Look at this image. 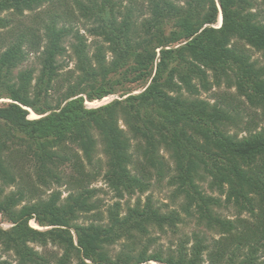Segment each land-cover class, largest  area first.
<instances>
[{"label": "trees", "instance_id": "1", "mask_svg": "<svg viewBox=\"0 0 264 264\" xmlns=\"http://www.w3.org/2000/svg\"><path fill=\"white\" fill-rule=\"evenodd\" d=\"M124 1L0 0V215L10 224L0 226V264H12L8 255L16 264H264V130L245 122L244 136L231 133L238 117L197 98L192 84L196 77L208 89L202 68L224 77L264 121V66L248 54L251 48L264 57V0ZM45 4L37 28L20 29L6 16ZM74 20L107 47L94 44L89 54ZM66 51L75 64L61 72ZM30 54L36 76L21 68ZM113 95L100 107L85 106ZM102 161L104 182L118 198L167 178L179 211H163L148 196L125 209L116 202L103 217L97 190L86 183ZM59 182L68 188L62 201L59 192L39 194ZM223 202L239 216H222ZM81 214L93 223L76 224ZM31 220L49 228L36 230ZM190 223L220 237L208 242L193 232L165 250L150 236Z\"/></svg>", "mask_w": 264, "mask_h": 264}, {"label": "rangeland", "instance_id": "2", "mask_svg": "<svg viewBox=\"0 0 264 264\" xmlns=\"http://www.w3.org/2000/svg\"><path fill=\"white\" fill-rule=\"evenodd\" d=\"M54 4L57 3L58 0H52ZM67 2L69 0H66ZM127 2V0H125ZM123 2L124 6H126V2ZM181 1V0H180ZM176 4H182V1L179 2V0L175 1ZM59 3V2H58ZM63 3V2H62ZM71 3V1L69 2ZM50 7V4H45L42 6L40 9H36L33 12H28L24 11L23 15L19 16H14L9 13L6 14L7 17H10L13 19L14 24L16 27H19L20 29H27V28H37L38 23L40 22V17H43L46 19V16H43L44 13L47 12L48 8ZM57 10L60 11L59 6H56ZM144 10V8H143ZM141 12V14H144V12ZM5 13V12H4ZM4 13L0 14V16L5 15ZM221 16L219 15L216 24L214 25L215 27H219L221 25ZM73 29H78L79 34L84 36V38L87 40V45L89 46L88 52L89 54L93 53V50L95 48L94 44H102L105 47H107V44L103 43L101 39L93 38L92 36L89 35V33L86 31L88 26L84 24L82 21L79 22L78 20H74L72 23ZM5 30L0 29V35H5ZM166 33L170 31V27L165 29ZM8 40H3L2 43H6ZM235 40L232 39L231 42H234ZM72 42L71 38H67L66 42H64V47H68L69 43ZM174 45H172L173 47ZM157 51V50H156ZM248 54L251 57L252 61H256L258 66H264V57L260 52H256L254 49L249 48ZM106 60L109 61L112 58V54L108 51H106ZM58 62L61 65V72H66L68 70L73 69L74 67V59L72 58V55L70 51H66V53L58 59ZM26 68V67H32L33 69L36 70L35 76L37 75V71L39 70V65L36 59V56L33 54H30L25 63L21 68ZM202 68V66H201ZM203 70L206 71V78H207V84H209L208 89H203L201 87V81L193 77L192 78V84L197 88L198 90V96L197 98L202 99L210 104H220L223 105L224 107H229V109L232 110V114L236 115L238 118V124H237V129H234L232 127L231 133H238L239 137L244 136L245 132L244 127H245V122H248L251 128H255L257 130L263 129L264 130V121L261 120L260 117L257 116V111L253 110L249 104L245 101L244 98H241L239 95L236 93V88L232 82L227 81L224 77L221 78H216L214 76V73L212 71L207 70L206 68H202ZM219 80V84H215V81ZM231 84H229V83ZM131 89H133L134 93L139 91L140 88H136L135 85L131 84L129 86ZM186 95V92L183 94ZM118 98V95H113L109 96L101 101H93L90 102L88 105V101L85 102V106L87 108H97L100 107L101 105H104L113 99ZM2 102H6V100H0V104ZM97 103V104H96ZM92 104V105H91ZM234 109V110H233ZM29 118H37V115H35L33 112H29ZM241 130V132L239 131ZM100 147V146H99ZM98 147V149H100ZM160 154L164 156V158L167 161V164H170L169 166H172L168 154L165 153L164 150L161 149ZM102 159V158H100ZM101 167L97 168L96 172L99 173V175L96 177L94 180H88L86 183L89 184V188L91 189H96V197L95 199L98 201V207L99 211L104 215L103 217H106L107 210L110 208L114 203L118 202L121 205L122 209H125L127 205H133L137 199L139 198L142 202L145 201L146 197L150 196L152 197V201L154 204L161 208L163 211H168L171 209H176L179 211V201L173 198V188L167 186V178L164 179L162 182H158L155 179H152L150 181V187L147 191L145 192H139L135 191L134 194L132 195H124L122 198H118L114 191L110 189L107 184L104 182L103 178V173L102 169H104V162H101ZM69 170H66V173H68ZM71 173V172H70ZM69 174V173H68ZM202 188L206 190V193L209 195L213 196H218L217 192H211L208 188V183H202L201 184ZM14 187H8L6 189V192H9L13 190ZM52 192H59L60 193V200L62 201L68 194V188L64 184V182H59V183H52L48 188H42L39 192V194L43 195V198L47 197L50 195ZM223 201V198H222ZM222 216L227 217L229 219H235L239 216L238 210L232 206H227L223 205L217 210ZM88 215L81 214L80 218L76 221V224H83V225H88L89 223H93V217ZM248 214L246 212L242 213L240 217L242 218H248ZM29 225L36 230L39 231H45L49 227H41L37 225L35 222L32 220L29 222ZM0 226L3 229H7L10 227V224L5 222L0 215ZM194 233H199L200 235H204L205 238L209 241H212L214 239H218L220 237V234L216 230L208 229L206 227H197L195 224L190 223L188 225H179L178 230L173 234L170 230L166 231L165 233H161L155 230H151L150 236L155 239V245L156 246H161L163 249H167L169 247H173V245H177L180 239H183L184 237H189L192 238V234ZM74 236V234H73ZM75 239V236L73 237ZM146 237L143 239L144 242H146ZM192 243V240H191ZM30 246L33 247L35 250H38L39 252H54L57 255H60L61 252L58 250V248L53 247L52 245H48L46 248H43L39 246L37 243H30ZM120 250V246L116 245L111 251V253H116L117 251ZM6 258L12 262V264H16L17 262L14 260L13 256L8 255ZM150 264H158L155 262H149ZM70 264H77L75 260H73Z\"/></svg>", "mask_w": 264, "mask_h": 264}, {"label": "bare ground", "instance_id": "3", "mask_svg": "<svg viewBox=\"0 0 264 264\" xmlns=\"http://www.w3.org/2000/svg\"><path fill=\"white\" fill-rule=\"evenodd\" d=\"M221 19V18H220ZM105 99V98H104ZM97 104V103H96ZM88 105H89V102H88ZM92 105V104H91ZM33 227V226H32Z\"/></svg>", "mask_w": 264, "mask_h": 264}]
</instances>
